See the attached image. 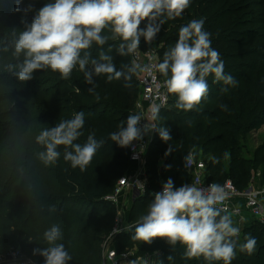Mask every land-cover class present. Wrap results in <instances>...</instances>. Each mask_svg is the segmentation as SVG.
Instances as JSON below:
<instances>
[{"label":"trees","instance_id":"obj_1","mask_svg":"<svg viewBox=\"0 0 264 264\" xmlns=\"http://www.w3.org/2000/svg\"><path fill=\"white\" fill-rule=\"evenodd\" d=\"M17 2L19 12L14 11ZM47 2L0 0V35L12 28L23 30L22 20L30 24ZM29 5L32 10L25 14ZM199 19L204 20V30L211 34L212 47L224 61L225 73L238 83L236 87L214 83V77L209 75L206 78L208 97L196 109L177 108L174 96L170 104L160 110L157 126L170 131L171 141H162L156 131L149 145L147 191L134 201L141 210H147L154 200L151 191H157L169 178L174 187L191 180L183 157L192 151L196 157L203 158L212 181L223 183L231 179L243 190L258 175L259 185L264 186V138L251 149L248 136L264 125V0H201L194 11L186 9L181 17L166 20L155 38L159 63L177 41L179 29ZM147 23V20L142 21L140 27L144 28ZM118 43L109 41L103 50L112 47L111 54L119 70L122 64L133 60L131 56L116 54ZM145 43L144 38L141 39L140 46ZM99 51L94 45L92 56L96 57ZM40 74L44 78L20 83L0 71V253L17 244L34 264H44V257L33 255V249L46 247L43 230L56 223L64 233L62 242L73 257L68 264H81L84 260L75 254V245L81 241L94 245L99 238L91 234L84 238L85 233L90 230V233L104 234L114 224V202L106 200V196L113 194L130 162L129 146H118L109 139V133L116 131L121 121L126 122L129 114H135L136 75L130 82L124 79L108 82L106 76L94 77L97 86L94 93H89L92 85L87 84L77 70L68 80L50 70H40ZM224 88L228 90L222 91ZM222 104L227 110L220 107ZM80 111L85 114V125L84 135L77 142L83 144L94 131L97 140H105L103 146L85 171L73 169L62 157L55 165L45 166L37 157L40 147L35 143V136L39 131L34 126H54ZM27 139L33 142L30 148L24 144ZM170 144L173 151L165 156ZM60 150L62 152L63 148ZM214 160L219 162L214 163ZM168 165L171 167H166ZM53 206L55 211H52ZM79 207L84 210H78ZM95 222H99V226L92 227ZM133 231L120 235L125 236L123 242L118 238L120 250L131 246L142 254L157 252L155 264H208L202 257L185 258L183 246L177 244L173 248L161 238L151 244L133 241ZM74 234L77 240L72 238ZM245 235L256 238V252L247 255L237 249L232 264H264V224L252 220L243 227L241 243L245 242ZM97 254L98 250H91L87 261ZM100 260L99 254L95 263Z\"/></svg>","mask_w":264,"mask_h":264},{"label":"clouds","instance_id":"obj_2","mask_svg":"<svg viewBox=\"0 0 264 264\" xmlns=\"http://www.w3.org/2000/svg\"><path fill=\"white\" fill-rule=\"evenodd\" d=\"M190 5L191 0H48L30 24L22 20L23 30L12 28L0 35V71L23 83L33 79L37 70L58 73L63 80L70 79L77 70L83 74L84 81L92 85L89 93H94L97 86L94 77L106 76L108 82L121 79L130 82L134 75L151 69L133 61L122 64L118 70L111 54L112 47L104 51L103 46L109 41H119L116 54L131 56L139 49L141 37L151 44L166 20L181 17ZM31 10L29 5L25 14ZM14 11H20L19 2ZM144 20L148 23L141 28ZM210 35L204 30L203 19L190 21L179 29L174 46L169 47L162 62L156 65L165 78L167 92L177 97L176 106L184 111L196 109L208 97L206 78L209 75L214 77V83L223 82L231 87L238 83L225 73L224 61L212 47ZM94 45L100 48L96 57L91 52ZM220 107L227 110L226 105ZM159 112V107L152 108L151 119H159ZM142 120L145 119L139 114H129L126 122L121 121L117 130L109 133V139L124 148L156 130L162 141H171L167 128L149 122L141 127ZM84 125L85 114L80 111L70 119H61L54 126L40 129L35 136V143L40 147L38 159L45 166H51L62 157L73 169L85 171L105 140H97L93 131L83 144L78 143L84 135ZM172 151L170 144L165 156ZM183 160L189 168L192 153L185 155ZM227 199L228 194L217 183L207 187L193 184L174 187L169 178L163 183L162 191L154 194L146 213L125 230H134L133 241L151 244L154 239L161 238L173 248L179 244L187 259L202 257L208 264H232L237 249L253 255L257 240L245 235V242L238 243L241 229L223 212L222 206ZM119 231L113 229L112 234ZM42 238L46 247L33 249V255L44 257V264H68L73 259L62 242L64 233L58 224L53 223L45 229Z\"/></svg>","mask_w":264,"mask_h":264},{"label":"built area","instance_id":"obj_3","mask_svg":"<svg viewBox=\"0 0 264 264\" xmlns=\"http://www.w3.org/2000/svg\"><path fill=\"white\" fill-rule=\"evenodd\" d=\"M132 60L142 66H148L151 71L139 72L141 81V96L135 107V114H139L143 119L140 122L142 127L145 123L157 125L156 120L151 119V110L154 107L164 109L170 104L174 94L167 92L164 84V77L159 73L156 65L159 64V54L156 49H142L139 47L136 53L131 55ZM156 135V130L147 133L143 140L133 141L129 146L130 165L136 164L132 169L122 176L114 189L113 194L106 196V200L114 203L125 192L129 191L134 196L144 194L147 191V152L150 143ZM193 155L192 164L188 169L191 180L186 184H193L198 187H207L211 183H217L224 188L228 194V199L222 206L223 212L229 214L233 220L242 222L244 216L249 214L253 220L264 224V186H253V183L246 189L240 190L231 179L223 183L209 179L206 165L201 156ZM162 191V185L152 194ZM136 194V195H135ZM118 233V232H116ZM157 252L139 253L137 248H124L120 250L116 243H105L101 260L95 264H155ZM0 264H34L23 252L21 248L10 247L5 252L0 253Z\"/></svg>","mask_w":264,"mask_h":264},{"label":"rangeland","instance_id":"obj_4","mask_svg":"<svg viewBox=\"0 0 264 264\" xmlns=\"http://www.w3.org/2000/svg\"><path fill=\"white\" fill-rule=\"evenodd\" d=\"M200 1L201 0H191V5L187 9H190L191 12L194 11L196 6L199 5ZM234 1L235 0H230V2H234ZM141 39H143V37H141ZM157 45L158 44L154 40L151 44L145 43L141 46L139 45V47L144 49V50H146V49L151 50V49H156ZM36 72L37 73H36L35 77H33L35 80H40V79L44 78L40 74V70H37ZM31 81H33V79H31ZM135 83L137 85V89H136V92H137L136 103H137L138 100L140 99L141 90H142L141 89V81L139 79V74H137L135 77ZM34 127H36V129L38 131L40 129H42L39 126H34ZM261 128H263V127H261ZM32 136L33 135H31V137ZM248 136H249V144H250L249 147L251 149H254L260 143V141L264 138V129H262L260 133H258L257 131H252L251 133H249ZM31 143H33V142L30 139H27L24 142L25 146H27L28 148H30ZM31 148H33V147H31ZM130 169L131 168L129 167V169L127 170V173L130 171ZM126 174H124V175H126ZM124 175H122V176H124ZM257 180H258V175L256 176V180L253 182V186H255V187H258L257 186L258 185ZM133 196H134L133 194L131 196V194L129 192H125L123 195H121L119 197L118 202L114 203V206H115L114 211H113L114 224H113L110 231H108L107 233H104V234H97V233H93V232L90 233V230H89L87 233H85L84 238H86V236L88 234H91V235L99 238L98 242L96 241V243H94V245H92V244L88 243L87 241H81L75 245V251H76L75 254L78 255V257H80L81 260H84L81 264H94L95 261L97 260L98 256H99V254H100V256L102 255L105 243H109V244L116 243L117 245H119L120 244L119 240H120V242L121 241L123 242V240H125L124 239L125 236L120 237V235H122L124 232L128 233L130 230H132L131 228H129V230L126 231L125 230L126 226H130V225L135 224V222L137 221L136 219H134L136 214L140 213V215H142V214L146 213L147 210H144V209L141 210V207H139L138 205H134L133 199L134 198L136 199L137 195L134 197ZM78 210L83 211L84 209L82 207H79ZM105 212L106 211H104L102 214H104ZM64 216H65V214H64ZM97 225L99 226V222H95L92 227H95ZM236 225H237V223H236ZM113 229H119L120 231L118 233L112 234ZM240 229H241V232H240V237H239L238 242L241 243L242 242L241 237L243 234V228H240ZM72 238L77 240V237L75 236V234H74V236H72ZM118 238H119V240H118ZM127 242H129V240H127ZM11 247L20 248V247H18L17 244H14V246H11ZM127 247L133 248V249L136 248V247H131V246H127ZM91 250H93V251L98 250V254L95 255L91 260L87 261L88 259H90L89 254H90Z\"/></svg>","mask_w":264,"mask_h":264},{"label":"crops","instance_id":"obj_5","mask_svg":"<svg viewBox=\"0 0 264 264\" xmlns=\"http://www.w3.org/2000/svg\"><path fill=\"white\" fill-rule=\"evenodd\" d=\"M263 128H259L258 130H256L258 133L261 132L262 129H264V125L262 126ZM130 168L132 169H135L136 168V164H132L130 165ZM131 170V169H130ZM258 181V185L257 186H260L259 185V180ZM129 192V191H127ZM132 196V193L129 192ZM138 196V195H137ZM134 197V196H133ZM135 201V198L133 199V202ZM253 219L249 216V214H246L242 220V222L240 223L239 221H235L237 223V226L240 227V228H243L246 224H248L249 222H251Z\"/></svg>","mask_w":264,"mask_h":264}]
</instances>
